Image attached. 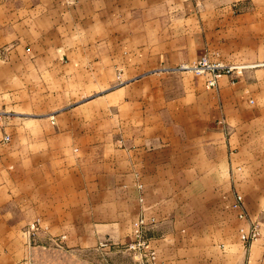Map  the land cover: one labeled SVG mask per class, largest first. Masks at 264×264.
I'll use <instances>...</instances> for the list:
<instances>
[{"label":"crops","instance_id":"obj_1","mask_svg":"<svg viewBox=\"0 0 264 264\" xmlns=\"http://www.w3.org/2000/svg\"><path fill=\"white\" fill-rule=\"evenodd\" d=\"M263 62L264 0H0V264L107 262L142 214L155 264H264Z\"/></svg>","mask_w":264,"mask_h":264},{"label":"built area","instance_id":"obj_2","mask_svg":"<svg viewBox=\"0 0 264 264\" xmlns=\"http://www.w3.org/2000/svg\"><path fill=\"white\" fill-rule=\"evenodd\" d=\"M264 63V62H263ZM177 69H191L196 74L210 73L211 78L208 83L212 86L217 84V79L224 73H233L242 69L235 65H226L223 63L212 64L206 58L191 66H179ZM4 127V115L0 112V130ZM6 141L10 136L6 135ZM234 206L240 209L239 216L242 219H249V215L243 205V197L240 194L236 196ZM154 217L147 218L144 214L140 215L132 224L131 238L125 244H116L111 241H100L98 249L104 256L113 253H122L129 257L130 264H155L158 259L157 250L153 244V237L149 231L156 224ZM240 234L244 244L248 245L260 235V227L257 223H251L248 228L240 227ZM108 264H111L108 262ZM126 264V263H124Z\"/></svg>","mask_w":264,"mask_h":264},{"label":"rangeland","instance_id":"obj_3","mask_svg":"<svg viewBox=\"0 0 264 264\" xmlns=\"http://www.w3.org/2000/svg\"><path fill=\"white\" fill-rule=\"evenodd\" d=\"M30 227L32 228V226ZM48 237L50 238V236H30L33 245L30 251L33 264H108V262L111 264H130L129 257L121 252L113 253L106 259L107 262L102 256L99 257L93 253L90 254V258L86 256V259L76 252L68 255L64 249L57 248L55 244H50L52 240ZM87 259L90 263H84Z\"/></svg>","mask_w":264,"mask_h":264}]
</instances>
